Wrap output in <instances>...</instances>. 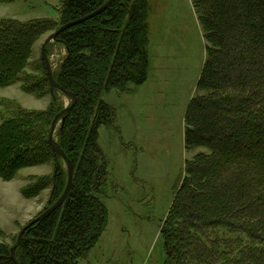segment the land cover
<instances>
[{
  "label": "trees",
  "instance_id": "16d2710c",
  "mask_svg": "<svg viewBox=\"0 0 264 264\" xmlns=\"http://www.w3.org/2000/svg\"><path fill=\"white\" fill-rule=\"evenodd\" d=\"M106 2L61 0L58 20L0 18V87L22 81L29 93H59L44 65L39 77L26 70L36 43ZM194 7L207 45L184 139L187 150L207 151L185 161L163 224L166 264H264V0H195ZM150 15V0H114L58 34L66 55L53 76L77 97L55 137L73 163L72 188L61 207L26 230L18 262L9 258L17 234L0 242V264H81L107 229L101 195L109 163L99 130L115 126L117 112L103 94L148 80ZM64 108L55 100L46 110L0 115V178L53 163L51 175L30 176L21 188L28 198L50 188V205L68 183L67 164L49 142L52 120Z\"/></svg>",
  "mask_w": 264,
  "mask_h": 264
},
{
  "label": "rangeland",
  "instance_id": "374dc122",
  "mask_svg": "<svg viewBox=\"0 0 264 264\" xmlns=\"http://www.w3.org/2000/svg\"><path fill=\"white\" fill-rule=\"evenodd\" d=\"M194 1L150 0L148 80L131 85L129 92L113 89L103 94L117 112L115 126L99 130V143L109 163V180L101 195L108 208L109 224L88 256L80 259L81 264H166L163 224L184 175L185 161L198 151H207L205 147L187 150L184 139L187 106L201 93L197 83L207 45ZM60 3H0V18L58 20ZM52 32L34 47L26 68L33 77H39L44 67L47 72L41 46ZM46 50L54 71L66 49L53 40ZM38 66L40 69H35ZM22 85L19 81L0 87L1 116H10L17 108L46 110L55 100L66 107L71 100L61 91L40 96L24 91ZM53 169L50 162L22 168L10 181L0 178V229L4 233L0 242L12 243L26 223L52 205L50 188L32 198L25 197L21 188L32 181L30 176H49Z\"/></svg>",
  "mask_w": 264,
  "mask_h": 264
},
{
  "label": "water",
  "instance_id": "95a60500",
  "mask_svg": "<svg viewBox=\"0 0 264 264\" xmlns=\"http://www.w3.org/2000/svg\"><path fill=\"white\" fill-rule=\"evenodd\" d=\"M114 0H108V2H106L103 6H101L100 8H98L97 10H95L92 14L88 15V16H84L82 18H79L77 20L68 22L66 24H63L62 26H60L57 30H55L54 32L50 33L47 38L45 39V41L43 42L42 46H41V53L42 56L45 60V64L47 67V73L50 79V83L51 86L53 88H56L58 90H60L61 92H63L64 94H66L67 96H69L72 100L71 105L65 107L64 109H62L59 113L56 114V116L54 117L52 124H51V128H50V132H49V142L54 150L55 153L59 154L67 163L68 166V183L67 186L63 192V194L60 196V198L53 203L50 207H48L46 210H44L42 213H40L39 215H37L36 217H34L33 219H31L28 223H26L19 231L16 242L14 243V245L11 247V252L9 255V258L17 261L16 258V248L20 245L22 238L26 232V230L32 226L33 224L42 221L43 219H45L46 217H48L52 212H54L56 209H58L59 207L62 206V204L64 203V201L67 199L71 188H72V184H73V178H74V166L72 161L70 160V158L67 156V154L65 153V151L62 149V147L60 146L58 140L55 138V132L57 130L58 124L62 123L65 121L66 116L68 115V113L72 110V108L74 107V105L77 102V97L76 95L67 90L65 87H63L61 84H59L56 79L53 76V69L51 67L50 64V60L48 57V53L46 50V46L48 43H50L51 41L55 40L58 36V34H60L63 30L69 28L70 26L79 23L83 20H85L86 18L92 16V15H96L100 12H102L103 10H105L106 8H108L110 6V4L113 2Z\"/></svg>",
  "mask_w": 264,
  "mask_h": 264
},
{
  "label": "bare ground",
  "instance_id": "6f19581e",
  "mask_svg": "<svg viewBox=\"0 0 264 264\" xmlns=\"http://www.w3.org/2000/svg\"><path fill=\"white\" fill-rule=\"evenodd\" d=\"M67 164V163H66ZM68 167V166H67Z\"/></svg>",
  "mask_w": 264,
  "mask_h": 264
}]
</instances>
